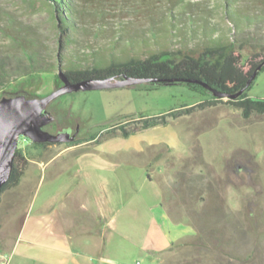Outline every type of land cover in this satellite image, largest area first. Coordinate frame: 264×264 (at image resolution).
<instances>
[{
  "label": "rangeland",
  "instance_id": "374dc122",
  "mask_svg": "<svg viewBox=\"0 0 264 264\" xmlns=\"http://www.w3.org/2000/svg\"><path fill=\"white\" fill-rule=\"evenodd\" d=\"M100 1L81 0L86 7L81 23L89 26L91 34L80 32L74 43L65 46L62 68L102 66L110 58L142 57L163 48L199 49L211 39L200 30L203 22L216 29L215 36L220 33L230 36L232 32L224 18V0ZM99 9L104 16H100ZM52 11L44 0H0V54L13 59L21 43L35 39L54 61L61 34ZM250 42L252 46L242 49L244 58L257 49L255 41ZM73 61L76 64L70 65ZM57 71L56 63L53 72L42 73L41 82L30 87V91L37 96L50 93L61 83L56 78ZM245 94L264 98V68ZM186 105L190 106L189 117L172 121L173 116L165 115L170 119L169 125L148 133L153 139L177 135L183 148L189 144V190H183L178 180L171 182L168 174L159 176L167 207L179 213V219L186 213L189 215V220L179 223V227L187 228L189 236L183 238L182 244L172 245L163 254L161 264H264V113L252 111L244 116L241 108L227 98L213 100L209 93L191 90L184 84L159 85L153 89L125 86L77 90L49 102L47 109L54 112L55 118L45 127L53 131L77 123L80 135L85 136L72 143L45 146L20 136L18 148L24 155L37 156L51 145L47 157L72 146L50 165L54 169L71 162L76 154L92 152L96 143H83L91 135H96L99 141L119 135L100 150H106L107 145L123 150L126 141L119 129L107 131L110 125L163 115ZM138 125L139 120L126 129ZM160 149L162 146L156 145L146 151ZM237 164L243 166L241 170L235 167ZM24 172H29L25 180L29 187L17 206L21 213L30 200L29 188L44 174L32 162ZM7 190L0 193V201ZM119 262L130 264L122 259Z\"/></svg>",
  "mask_w": 264,
  "mask_h": 264
},
{
  "label": "crops",
  "instance_id": "0c3cea01",
  "mask_svg": "<svg viewBox=\"0 0 264 264\" xmlns=\"http://www.w3.org/2000/svg\"><path fill=\"white\" fill-rule=\"evenodd\" d=\"M189 107L163 115L173 116L172 121L189 117ZM164 119L162 124L132 128L127 136L120 134L126 141L123 150L110 145L100 150L119 135L100 141L95 135L83 142L96 143L92 152L76 154L72 163L54 169L50 165L72 146L47 157L51 145L38 157L23 154L22 176L0 201V249L8 255L6 264H119L120 259L161 264L172 243L189 236L186 227H179L189 215L179 219V213L167 207L159 180L168 174L171 182L178 180L189 190V144L183 148L172 134L150 138L151 130L169 125L170 119ZM156 145L162 149L146 151ZM29 162L44 174L29 188L30 200L21 213L17 206L29 187V172H24Z\"/></svg>",
  "mask_w": 264,
  "mask_h": 264
},
{
  "label": "trees",
  "instance_id": "16d2710c",
  "mask_svg": "<svg viewBox=\"0 0 264 264\" xmlns=\"http://www.w3.org/2000/svg\"><path fill=\"white\" fill-rule=\"evenodd\" d=\"M44 1L52 7L55 25L61 34L58 39L59 49L56 58L53 61L49 53L40 49L35 39H27L26 43H21L18 47L19 51L13 59L9 55L0 54V96L14 94H24L27 97L37 96L30 91V87H37L41 82V74L53 72L57 63V68L61 69L71 82L91 77L120 78L126 75L146 80L143 83L132 85V87L144 86L146 89H153L159 85L184 84L191 90L209 93L213 100H219L221 97L214 96L211 90L233 94L244 89L238 97L227 98V100L238 105L244 116H248L252 111L264 113V98H253L245 94L255 77L247 85L248 78L257 66L264 62V0H224L223 14L232 28L231 35L225 36L220 33L215 36L214 30L216 29L203 22L200 30L211 39L199 49L163 48L149 52L142 57L130 56L125 60L110 58L108 64L102 66H71L68 68L61 67L65 46L74 43L80 32L91 34L89 26L81 23L86 7L81 5V0ZM101 1L116 3L115 0ZM178 1L180 0H174L176 3H179ZM98 13L101 17L104 16L101 9ZM99 28L101 29L102 26ZM251 40L255 41L257 49L248 53L244 58L242 49L252 46ZM69 64L75 65L76 63L73 61ZM263 68L264 64L257 73ZM56 78L59 79L57 74ZM137 120H139V128L165 122L162 114L153 117H140L131 119L124 124L110 125L107 131L119 129L121 135L127 136L129 130L126 129V126L134 124V121ZM36 144L45 146L52 143ZM24 163L23 153L17 146L9 177L1 186L0 193L18 184L23 173ZM183 238L186 237L173 242L172 245L177 242L182 244Z\"/></svg>",
  "mask_w": 264,
  "mask_h": 264
},
{
  "label": "water",
  "instance_id": "95a60500",
  "mask_svg": "<svg viewBox=\"0 0 264 264\" xmlns=\"http://www.w3.org/2000/svg\"><path fill=\"white\" fill-rule=\"evenodd\" d=\"M264 64L261 63L257 66V68L253 71L251 76L248 78L246 84L248 85L252 79L255 77L258 69L261 68V66ZM58 78L61 80V84L54 88L50 93L43 95V96H37L38 98L42 99L46 103L45 107V115L41 116H35L30 119V121H24L20 125L21 131L17 135L16 138H12L8 141V143L4 145H0V188L1 186L7 181L12 161L16 152V148L18 146V139L20 136L27 137L32 142L35 143H67L74 140L75 135L77 133L76 131L71 135L68 131H58L55 133L49 132L44 128L45 125H47L49 122L53 121L55 118V115L47 109V105L49 102H51L53 99L57 98L58 96H61L65 93H70L77 90H91V89H102V88H116V87H125V86H132L138 83H143L146 80L143 78H134L129 76H122L120 78L118 77H104V78H86L82 79L76 82H71L68 80V78L65 76L63 71L61 69H58L57 71ZM244 89H240L236 93L233 94H226L218 91L211 90L212 94L217 97L221 98H236L242 92ZM16 96H23L25 98H31L27 97L24 94H14V95H1L0 96V108L6 109L10 111L9 105H10V99Z\"/></svg>",
  "mask_w": 264,
  "mask_h": 264
},
{
  "label": "clouds",
  "instance_id": "9594fccd",
  "mask_svg": "<svg viewBox=\"0 0 264 264\" xmlns=\"http://www.w3.org/2000/svg\"><path fill=\"white\" fill-rule=\"evenodd\" d=\"M46 103L38 97L16 96L10 99V111L0 108V145L16 138L20 125L32 117L45 115Z\"/></svg>",
  "mask_w": 264,
  "mask_h": 264
},
{
  "label": "flooded vegetation",
  "instance_id": "af4514ba",
  "mask_svg": "<svg viewBox=\"0 0 264 264\" xmlns=\"http://www.w3.org/2000/svg\"><path fill=\"white\" fill-rule=\"evenodd\" d=\"M49 111H51V110H49ZM51 112L54 114L53 111H51ZM45 126H44V128L46 129ZM76 129H77V133L75 135V138H74L73 141L70 142V143H72V142L77 141L81 136H85L86 135V134L85 135H80L79 125L77 123H75L74 125H69L68 127H61L59 129H56V130H53V131H51L49 129H46V130H48L49 132H52V133H55V132H58V131H68L72 135L76 131Z\"/></svg>",
  "mask_w": 264,
  "mask_h": 264
},
{
  "label": "built area",
  "instance_id": "2783aa9c",
  "mask_svg": "<svg viewBox=\"0 0 264 264\" xmlns=\"http://www.w3.org/2000/svg\"><path fill=\"white\" fill-rule=\"evenodd\" d=\"M7 260H8V255L3 253L2 250L0 249V264H6Z\"/></svg>",
  "mask_w": 264,
  "mask_h": 264
}]
</instances>
